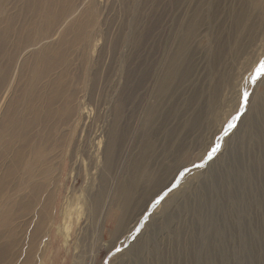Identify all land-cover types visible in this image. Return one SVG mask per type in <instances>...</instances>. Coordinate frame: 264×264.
I'll use <instances>...</instances> for the list:
<instances>
[{"label": "bare ground", "instance_id": "bare-ground-1", "mask_svg": "<svg viewBox=\"0 0 264 264\" xmlns=\"http://www.w3.org/2000/svg\"><path fill=\"white\" fill-rule=\"evenodd\" d=\"M224 1L0 0V264H43L51 228L66 247L81 223L76 264H91L97 243L110 250L121 244L133 264H147V254L157 255L152 264H164L154 236L129 245L131 210L141 217L171 188L202 109L185 120L180 135L167 125L178 116L173 101L163 104L188 76L185 65L194 57L196 40L212 46L215 41L207 56L211 66L225 49L235 63L263 42L264 0L226 6L231 28L226 37L218 22ZM115 2L121 17L112 11ZM160 36L167 38L159 42ZM170 40L175 44L168 50ZM232 75L218 73L208 89L212 122L219 120L222 91L238 82ZM254 109L246 123L253 146L249 187L256 168L264 179V95ZM64 168L76 182L83 174L85 183L66 188L55 223ZM263 199L250 205H263ZM173 219L164 215L160 231L174 244L182 227ZM183 238L185 263L191 235ZM178 252L172 254L180 264Z\"/></svg>", "mask_w": 264, "mask_h": 264}, {"label": "rangeland", "instance_id": "rangeland-1", "mask_svg": "<svg viewBox=\"0 0 264 264\" xmlns=\"http://www.w3.org/2000/svg\"><path fill=\"white\" fill-rule=\"evenodd\" d=\"M241 3L242 0L224 1L225 7L222 8L218 17L224 37L229 34L228 30L231 29L226 12L228 9L224 10L227 8L226 6L231 4L233 9L237 6L241 7ZM112 5H114L112 11L118 17H121L122 12H120L119 3L115 2ZM251 12L255 13L252 9ZM260 20L263 42L259 43L260 46L258 45L256 53L254 52L255 54L244 56L235 63L231 51L225 49L219 58L218 64L215 63L211 66L207 56L212 44H205L204 41L196 40L197 44L196 42L193 43L194 54L192 56L194 57H192L190 63L184 64L190 67L188 76L175 84L173 87L174 91H172L174 95L170 96L163 104H170V101H173V111L178 116L169 118L167 125L170 124L169 127H172L173 130L175 129V132L180 135L185 132V127H183L185 120L193 118L197 115L195 113H197L198 109H202L199 123L188 133L189 145L186 151L180 154L176 166V174L173 176L175 180L173 179L171 188L168 186L162 190L156 198H163L141 217L136 214L137 210H131V218L128 224L130 231L129 245L135 242L134 240L136 239L154 236L159 247L161 246V258L164 260V264H179L173 260L174 256L172 253L176 252V250L177 252L180 251V248L181 251L178 253L182 264H264V204L250 205L252 204V199L264 196V179L259 174L260 168L258 167L255 169L251 187L248 186L247 178L251 170L249 158L251 157L253 146L251 143L252 139H250L252 135L249 133L246 124L249 118L255 116L254 106L257 104L258 97L264 95V81H262L264 76L257 78V69L260 67L261 62L264 61V18L261 17ZM218 32L220 33V31ZM116 33L113 36H116ZM201 33L203 34V26L201 27ZM165 38L167 37L160 36L158 38L159 42H162ZM174 44L175 41L170 40V43L168 42L167 44L168 48H166L168 50L172 49ZM214 44H216L215 41ZM223 72L233 74L232 76H236L239 80L236 79V82H238L233 88L226 87L222 91V96L219 99L220 103L219 100L217 103L219 120L215 123L212 122V113L208 108L209 98L207 92L217 78V74H222ZM245 92L250 94L249 102L246 108L242 109V98ZM238 113L240 115L239 119L235 121V127L228 131L227 135H224L228 124L232 122L233 116ZM109 118L110 116L107 120ZM217 123L220 124L219 128ZM217 143L220 144V151L211 160H207V154ZM258 150H254V152L260 153ZM201 163H203V167L193 166ZM68 169L64 168L58 186L60 192L58 191L56 196L53 211L55 223L59 221L58 208L66 188L71 187L76 182L74 180L76 178L73 179L68 175ZM181 172L184 173L183 176L180 175ZM84 183L85 180L82 174L76 184L83 186ZM143 185L145 184H142L140 189L142 192L145 189ZM169 199L171 200L169 201ZM137 205H139V202ZM166 214H170L174 218V222L182 227V237L179 243L177 241L174 244L171 243L169 234L163 233L162 229L160 231L161 220ZM137 216L139 219H137ZM82 227L83 223L74 226L66 247L61 246V239L54 233L52 227L51 245L44 256L43 264H76L75 247L78 243V232L81 231ZM112 227L114 225L107 224L108 229H113ZM188 233L191 235L190 245L188 244L189 259L187 257L188 260L184 263L182 261H185L187 254L184 250L183 237ZM104 238L108 240V230H105ZM98 245L99 243L92 248V256L89 260L91 264H133L131 260L134 258L125 254L121 244H115L111 250L109 247L107 249ZM156 256V254L155 256L147 254L144 260L148 262L147 264H152L157 260Z\"/></svg>", "mask_w": 264, "mask_h": 264}, {"label": "snow or ice", "instance_id": "snow-or-ice-1", "mask_svg": "<svg viewBox=\"0 0 264 264\" xmlns=\"http://www.w3.org/2000/svg\"><path fill=\"white\" fill-rule=\"evenodd\" d=\"M260 76H264V61L261 62L260 67L257 69V78L260 77ZM249 95L250 94L248 92H245L243 94L242 104H241V108L242 109L246 108V106L248 105ZM239 115L240 114L238 113L236 116H233L232 122H230L228 124L227 129L225 130L224 135H227L228 134V131H230L232 128L235 127V121L239 119ZM219 151H220V144L217 143L214 147L211 148V151L207 154L206 159L207 160H211L216 155V153L219 152ZM193 166L194 167H203L204 165H203V163H201V164H198V165L197 164H194ZM185 171H187V169H185ZM180 175L183 176L184 173L181 172ZM173 187H175V185H173ZM162 198L163 197L158 198L155 201V203H159V200L162 199ZM153 206H155V204Z\"/></svg>", "mask_w": 264, "mask_h": 264}]
</instances>
